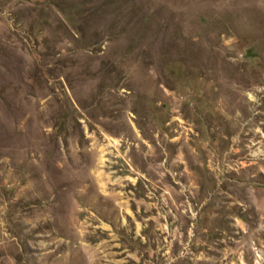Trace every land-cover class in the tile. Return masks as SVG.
<instances>
[{
	"label": "rangeland",
	"instance_id": "obj_1",
	"mask_svg": "<svg viewBox=\"0 0 264 264\" xmlns=\"http://www.w3.org/2000/svg\"><path fill=\"white\" fill-rule=\"evenodd\" d=\"M0 264H264V0H0Z\"/></svg>",
	"mask_w": 264,
	"mask_h": 264
},
{
	"label": "built area",
	"instance_id": "obj_2",
	"mask_svg": "<svg viewBox=\"0 0 264 264\" xmlns=\"http://www.w3.org/2000/svg\"><path fill=\"white\" fill-rule=\"evenodd\" d=\"M257 262H259V261H257Z\"/></svg>",
	"mask_w": 264,
	"mask_h": 264
}]
</instances>
